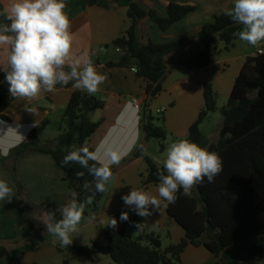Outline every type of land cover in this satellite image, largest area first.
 Returning a JSON list of instances; mask_svg holds the SVG:
<instances>
[{
    "label": "trees",
    "instance_id": "16d2710c",
    "mask_svg": "<svg viewBox=\"0 0 264 264\" xmlns=\"http://www.w3.org/2000/svg\"><path fill=\"white\" fill-rule=\"evenodd\" d=\"M127 3L128 25L119 37L105 46L117 52L119 60L108 62L105 67L128 70L136 68V77L147 84L139 119L144 141L164 142L169 134L163 119L162 125H155L149 102L162 93V83L169 73L165 59L178 54L190 38L161 44L148 41L140 45L136 39L137 24L147 18L161 31H167L193 13L195 8L170 3L166 15L160 16L155 11L142 9L135 0H127ZM88 4L95 5L96 2L89 0ZM0 11H3L1 5ZM0 21L7 22L3 17H0ZM240 30L241 26L227 15L214 16L196 36L202 48L182 57L179 65L187 72L206 69L212 62L214 45L223 43L227 49L233 47L239 40L234 33ZM70 86L71 82L60 87ZM8 87L5 73L0 74V116L4 121L8 119L3 114L13 101ZM203 99L204 105L184 139L216 152L222 159L223 170L213 182L209 183L205 178L202 184L196 185L190 197L184 196L181 189L176 193V202L167 204V216L184 231V239L177 245L164 247L161 229L149 232L141 226L138 230L135 227L139 224L138 215L134 211L122 210L115 214L117 228H105L102 234L104 244L93 241L87 246H66L65 250H71L82 258L105 255L115 264H183L181 256L187 246L192 245L204 247L214 256L215 264L261 263L264 258V53L247 58L236 77L226 105L219 110L222 123L215 143L210 142L201 130L209 115L218 110L217 96L210 83L203 85ZM104 106V101L95 94L75 91L65 108L58 128L59 134L52 143L43 145L33 131L27 140L12 148L7 157L0 154V170L6 162H10L7 170L16 184L19 196H24V192L16 175V161L27 155L42 153L50 155L64 173V181L75 195V200L78 203L87 201L91 193L85 192L82 184L84 180L92 182L93 177L80 165L64 166L61 161L72 147H84L94 135L101 121L93 122L91 116ZM163 150L161 144L160 152ZM139 158L147 166L140 187L158 185L157 170H163L162 165L145 153L143 144H139L119 165H113L112 170ZM80 171L85 173L82 179L76 176ZM102 197L103 193H95L92 199L93 212L98 211ZM59 209L26 203V223L22 227L21 239L27 251H36L41 245L34 228L35 216L55 212L56 219H60ZM122 212L128 213L127 221L120 220ZM255 234L259 236L253 244L236 247ZM9 254V248L0 245V259Z\"/></svg>",
    "mask_w": 264,
    "mask_h": 264
},
{
    "label": "crops",
    "instance_id": "0c3cea01",
    "mask_svg": "<svg viewBox=\"0 0 264 264\" xmlns=\"http://www.w3.org/2000/svg\"><path fill=\"white\" fill-rule=\"evenodd\" d=\"M94 1L95 5H89V0H65V11L69 15L70 31L73 34V56L78 57L87 52L97 70L108 77L105 83L100 85L99 91L94 93L104 101L105 106L95 112L91 120L101 121V124L84 147L98 151L102 159L109 152H126L124 159L139 144L145 146L146 153L149 141H144L139 119L145 102L144 92L147 84L128 69L105 67L106 63L119 60L118 53L110 48L106 49L105 46L119 37L128 25L127 0ZM11 2L12 0H0V5L5 10ZM135 2L142 9L155 11L160 16L166 15L170 3L195 8L193 13L172 25L167 31H161L147 18L138 22L136 30V39L140 45H145L148 41L161 44L179 38H190L178 54L165 59L169 73L162 83V93L154 99L158 101L161 109L164 108L163 125L176 142L186 138L189 128L196 121L204 105L203 85L210 83L217 100L221 98L227 101L246 59L254 57L257 53H264V44L252 47L237 40L233 47L227 49L223 43H216L211 64L202 71L187 72L179 65V60L202 48L196 36L203 25L211 22L214 16L225 15V10L233 6L234 0H135ZM0 68H6L3 49H0ZM2 73L4 72L0 70V74ZM75 91L85 92L73 88L71 84L69 88L58 85L52 92H41L32 100L12 96L13 101L3 114L8 121H4L0 116V153L7 152L6 156L2 154L1 156L7 157L12 147L27 140L33 131L43 145L52 143L59 134L58 128L65 108ZM133 100H138L140 110L133 107ZM26 106L35 111L33 113L26 111ZM217 140L218 136L209 141L215 143ZM150 158L157 163L163 161L158 157ZM9 166L10 162H6L5 167L0 170V179L7 181L14 190L10 202L7 199L0 201V245L8 247L10 254L1 258L0 264H54L56 255L68 250L61 246L57 237L47 232L45 224L48 220L47 214L35 216L34 228L41 243L40 248L36 251H27L24 246L21 235L22 227L26 223V203L62 209L75 199V195L64 181V173L56 166L50 155L36 153L16 161V175L22 185L26 201L22 200L24 196L17 193L16 184L7 170ZM146 170L147 166L140 158L112 170V177L99 201L98 211H92V201L83 203L84 219L79 225L78 232L71 234L72 243L68 246H80L75 243L79 233L88 238L89 242L104 244L102 234L110 218H115V214L122 210L133 211L121 199L132 188L143 189L157 195L158 185L140 187L141 177L146 175ZM166 203L162 200L161 208L154 211L151 217L137 216V222L145 230L154 232L161 229L164 247L179 244L185 236L184 231L168 218L164 206ZM254 236L258 238L259 234ZM245 246L248 245L240 242L236 247ZM181 259L183 264H215L214 256L204 247L192 245L187 246ZM260 264H264V258Z\"/></svg>",
    "mask_w": 264,
    "mask_h": 264
},
{
    "label": "clouds",
    "instance_id": "9594fccd",
    "mask_svg": "<svg viewBox=\"0 0 264 264\" xmlns=\"http://www.w3.org/2000/svg\"><path fill=\"white\" fill-rule=\"evenodd\" d=\"M65 9V0H12L8 8L0 11V17L7 21L0 22V49L5 52L6 63V68L0 70L5 73L11 96L32 100L41 92H52L58 85L67 86L70 82L73 88L91 95L108 79L97 70L87 52L73 56L71 21ZM225 15L241 26V30L234 33L240 41L252 47L264 44V0H234ZM25 110L35 111L27 106ZM0 154L6 156L7 152ZM125 155L126 152L113 151L102 159L96 150L72 147L61 164H78L87 169L93 181L84 180L82 188L91 193L87 197V202L91 203L95 193L106 190L112 177V166L119 165ZM158 163L162 164L163 170H157V195L132 188L121 197L125 205L143 218L159 211L162 200L167 202L165 207L174 204L176 193L181 189L184 196L190 197L196 185L202 184L205 178L209 183L213 182L223 170L222 159L216 152L188 139L171 143L166 157ZM84 175L83 171L76 173L81 179ZM13 191L7 181L0 179V201L7 199L10 202ZM84 209L83 203L73 199L59 209L60 219H56L55 212L47 214V232L57 237L62 247L72 243L71 234L78 232ZM128 218L127 212L121 213V221ZM106 226L117 228V219L110 218ZM135 227L140 230L141 224Z\"/></svg>",
    "mask_w": 264,
    "mask_h": 264
},
{
    "label": "rangeland",
    "instance_id": "374dc122",
    "mask_svg": "<svg viewBox=\"0 0 264 264\" xmlns=\"http://www.w3.org/2000/svg\"><path fill=\"white\" fill-rule=\"evenodd\" d=\"M226 102H227L226 100L219 98L217 100L218 110L210 114L208 119L201 126L202 132L211 141H213V139H215L218 136V132H219V129L222 123V118H221L219 110L226 105ZM158 104H159L158 101L154 99L149 102V110L151 111L152 116L155 118L154 123L157 126L162 125V118H163V113H159L161 108L159 107ZM173 142L174 141L172 137L170 136H168V138L164 142H159L157 140H150L146 147V154L150 157H158L160 159H164L166 157L168 147ZM161 144L164 146L163 152H160ZM41 224H43V221ZM78 236L79 238L75 240L76 241L75 243H77V245L87 246L91 243L89 242L88 238L83 236L82 233H79ZM256 239L257 237L253 235L247 238V240L242 241V244L244 245L247 244L249 246L253 244L256 241ZM248 242H251V243L248 244ZM58 247L60 248L61 246H58ZM53 262L54 264H115L110 260L108 256H105V255H95L92 258H82V257L76 256L71 250H68V252L57 254ZM39 264H48V263H39Z\"/></svg>",
    "mask_w": 264,
    "mask_h": 264
},
{
    "label": "built area",
    "instance_id": "2783aa9c",
    "mask_svg": "<svg viewBox=\"0 0 264 264\" xmlns=\"http://www.w3.org/2000/svg\"><path fill=\"white\" fill-rule=\"evenodd\" d=\"M130 71H131L132 73H134V74H136V72H137L136 68H132ZM132 104H133V107H134L136 110H140V103L138 102V100H133ZM164 111H165L164 108H162V109L159 111V113H163Z\"/></svg>",
    "mask_w": 264,
    "mask_h": 264
},
{
    "label": "water",
    "instance_id": "95a60500",
    "mask_svg": "<svg viewBox=\"0 0 264 264\" xmlns=\"http://www.w3.org/2000/svg\"><path fill=\"white\" fill-rule=\"evenodd\" d=\"M23 200L26 201V197L25 196L23 197Z\"/></svg>",
    "mask_w": 264,
    "mask_h": 264
}]
</instances>
